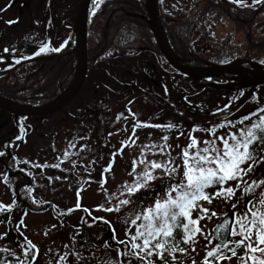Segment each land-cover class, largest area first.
Listing matches in <instances>:
<instances>
[{
  "label": "snow or ice",
  "instance_id": "6c2138e0",
  "mask_svg": "<svg viewBox=\"0 0 264 264\" xmlns=\"http://www.w3.org/2000/svg\"><path fill=\"white\" fill-rule=\"evenodd\" d=\"M237 5H242V0H230ZM261 0H251L249 7L259 5ZM94 10L100 7L98 0H93ZM7 23H15L8 21ZM67 41L62 42L59 47H49L47 44L39 47L37 52L32 55H40L47 52H60L65 47ZM16 48L5 47L4 53H17ZM23 52H19L13 56V63L19 64L21 59H29ZM4 56L0 55V63L4 62ZM11 66V65H10ZM255 100V95L253 96ZM131 101H129V104ZM231 103V98H230ZM229 105L225 104L223 108H217L216 112H227L231 115ZM129 114L131 109H128ZM216 113L214 112L213 115ZM120 117L118 116L117 119ZM127 119V117H125ZM251 119V124L245 125L244 122ZM236 125H243L236 131L231 129ZM140 126L137 122L132 127V135L127 141H121V147L110 154L107 166L101 173L99 184L101 188L106 183L104 174L109 172L114 164V159L120 155L126 143L131 146L136 143L135 133ZM151 126L157 129L164 128L169 131L177 130L178 137L182 133L178 131L181 127L175 123L153 124ZM228 128L226 134L216 135L218 130ZM23 132V129H21ZM120 130L118 129L117 132ZM197 131L204 132L208 137L202 141L198 140L192 133ZM112 133H109L111 136ZM169 135L161 137L162 144H145L140 148L139 157L132 160V167L127 172L131 177L130 181H124L116 191L108 193L104 190L106 204L96 206V210L111 212L117 214V219L126 224L125 240H116L115 231L113 230L110 240H105V258L96 256H82L81 252L75 247V236L79 234V229L73 234V247L69 249L68 245H63L66 250L62 253L54 254L46 264H85V260H95L97 264H125L127 258L128 264H155L153 256L160 260L162 264H169V258L172 264H176V253L183 255L187 252L185 246L191 245V250L195 251V237L199 233L204 235L200 221L205 219L209 213V209L202 207L200 201L211 203L215 197H223L225 200L232 199L236 192L240 195L235 198L232 203L233 212L232 222L229 224L224 219L215 230V239L217 242L208 249V245H212V239L205 236L208 243L205 245V256L202 258L201 264H219L221 260L237 257L238 264H264V178L254 179L251 174L255 170V166L264 161V155L258 156L257 149L264 145V107L258 106L253 112L248 113L236 120H229L225 116L224 119L217 123H213L208 128H202L193 125L189 134V143L181 149V152L173 157L169 151L170 145L166 142ZM21 139L20 136L16 137ZM11 147V144L8 145ZM74 145L70 144V147ZM179 146V145H178ZM264 151V149H261ZM151 152L153 156L157 153L163 157L162 160L149 159L147 153ZM5 155L0 151V156ZM65 159L70 156V152L65 150L63 153ZM16 161L15 156L12 157ZM177 159L181 162L177 163ZM75 165V161H71ZM30 164L31 167H39L42 170L45 167L59 168L60 160L51 165H40L30 161H23ZM246 165V166H245ZM67 171V169H63ZM159 170V171H158ZM25 171V169H20ZM28 175H32L30 172ZM249 177V179H245ZM5 180H8L5 174ZM57 180L61 177H56ZM67 179V177H63ZM52 178L49 177L51 183ZM159 180L163 191L156 190L155 181ZM230 181L235 182V187L229 184ZM227 185V186H226ZM209 188H215L214 192H209ZM31 194L32 189L28 188ZM144 191L149 193L150 203L144 204V198H137V193ZM77 203L75 208H81L79 203L81 189H77ZM154 194V198H153ZM114 201V203H113ZM16 200L5 205L0 203V212H6L11 215ZM33 203L43 205L45 201H33ZM243 205V211L240 210ZM56 209V205L51 206ZM198 209V214L193 218V211ZM73 208H68L57 213V219L63 215L71 214ZM86 215H90V210L86 207L82 208ZM124 211L125 214L120 216ZM27 213L25 212V215ZM215 212H211V216H216ZM103 220L105 224L111 227L109 221L103 217H93L92 221L87 224L91 227L96 220ZM85 221L81 217V224ZM26 227L23 224V217L18 221L16 231L20 233V227ZM53 228L55 225L52 226ZM134 229V231H131ZM225 229H230L225 233ZM47 233H45L46 235ZM230 235L233 239H225V235ZM7 232L0 234V239H4ZM239 239H235V237ZM111 241H114L117 248V258H107V251L111 249ZM120 246H123L121 248ZM19 255L17 252L8 248H0V253L5 256L13 257V260H7L0 256V264H35L39 255V248L31 240L26 237L22 242H17ZM49 252H53L50 248ZM166 256L168 258H166ZM72 257V259H69ZM182 264V262H181ZM192 264H196L195 260Z\"/></svg>",
  "mask_w": 264,
  "mask_h": 264
},
{
  "label": "rangeland",
  "instance_id": "374dc122",
  "mask_svg": "<svg viewBox=\"0 0 264 264\" xmlns=\"http://www.w3.org/2000/svg\"><path fill=\"white\" fill-rule=\"evenodd\" d=\"M58 2L57 6L62 5L64 2L63 0H55ZM76 0H74L75 2ZM38 4L41 7L40 9H36L35 13L32 11L27 12V14H24L21 16V18L18 19L15 24H12L14 29H24V32L32 33L35 30H39L43 35H46V40L49 37L48 34V27L50 29L54 28V26H60L62 25L64 21L65 14L64 13L62 16H59L56 8H53V10H46V5L48 4L47 0H38ZM10 5V0L7 2ZM2 0H0V7L2 6ZM28 3L24 6L23 9L27 8ZM48 6V5H47ZM164 8L169 10V6L166 4V1H164ZM17 10V5L13 6L8 14H13ZM199 10V9H198ZM23 12V10H22ZM72 12V10H71ZM196 12V11H195ZM193 12L191 14L192 16L188 20V23L186 24L183 29H181L178 33V36L182 40H189L190 38H196L198 40V43L201 46H204L205 48H212V47H220L223 48V51L220 55L219 58H222L225 61H228L231 56L237 55L238 51L240 49V53L242 54L245 48L242 43V39H244L243 36H241L238 32L233 31L232 23L230 17H225L223 14H221L219 11L214 10L211 8V11L208 12V14H204L203 16H197V14ZM73 13V12H72ZM71 13V15H72ZM262 20L259 21L256 25V29H254L253 35L255 36H261L264 35V16H262ZM192 27V28H191ZM241 30V29H240ZM128 31L123 39L122 42H124L126 45L133 46L137 44L138 42L141 41L140 38V33L137 31V28L129 27ZM7 32L12 33L11 30L7 29ZM18 32V31H16ZM137 32L138 34H136ZM194 32V33H193ZM196 33H199V35H196ZM230 40V42H228ZM26 42L25 36H22L21 38L16 39L15 41H12L11 44L7 45L9 48H16V45H23ZM64 42L60 41L59 38H56L54 41H52L48 46L49 47H59V45ZM46 44V43H45ZM241 44V46H240ZM124 47V46H123ZM252 50V49H251ZM145 55V57L142 59L143 63L148 64L149 66L153 64L154 62L152 61V56L142 53ZM29 56V55H28ZM131 57V55H130ZM114 68H116L114 65H112ZM143 70L147 73V69ZM144 71H142L143 74H146ZM132 94L127 93V95L122 96L121 100L118 101V106H122L123 109L126 110L127 117L130 116L128 109H131V113H133L132 108L133 104L138 105L140 102H142V98L140 96L137 97L136 93L137 90H132ZM82 98V97H81ZM79 99L77 105L74 104V111L76 110L75 106L79 107L80 102H82V99ZM132 99H135V101L132 102ZM145 99V97H143ZM129 101L131 103L129 104ZM129 104V105H126ZM79 105V106H78ZM120 109V107H119ZM124 112V111H123ZM70 114L69 110L65 113H58V115H52L48 119H37L33 120L34 122V143L30 146L27 145L25 149L26 153V161L34 162L36 164L40 165H51L53 163H57V158L60 160V167L59 168H52V167H45L43 170L39 168L38 171L43 172L45 174H63L64 177H67V179H63L60 183H55L54 179L52 178L51 183L48 180L47 184H40V190L42 189H47L51 188L53 189L56 193L52 196L48 191H45V195L51 197L49 200L50 204L47 206H52L56 205V209H53L54 214L57 215V213L62 212L63 210H66L68 208H73L74 211L71 214L63 215L60 219L51 217L46 209L44 211H25L22 210L20 213V218L23 217V224L26 225V227L21 226L20 227V235L16 230V227L18 226V221L14 223L13 229L8 233V240L0 239V248H8L12 251L17 252V255H19V249L17 247V242H22L24 238L26 237L28 240H31L35 245L38 246L39 248V255L37 258V261L35 264H46V262L49 259L53 258L54 254L62 253L66 251L63 248V245L67 244L69 249L72 248L73 243V234L77 231V228L79 229V234L75 236V243L79 242V247L81 250L83 248H86V246H92L93 245V240L91 239V236L95 233V236L102 238L105 236L109 235L107 234L108 230V224H105L103 220H96L95 223L92 224L91 227H88L87 224L92 221L93 217H103L105 220H109L111 224V231H110V238L112 236L113 230L115 231V238L116 240H125L127 237L125 236L126 229L128 226L124 223H122L120 220L117 219V214L116 213H111V212H105L102 210H96V206L100 204H106L105 201V194L104 190L106 189L108 193L114 192L117 190V188L124 182V181H130L131 177L127 175V170L128 168L132 167V160L135 158L139 157L140 153V148L145 145V144H162L165 143L162 141L161 137L163 135H169L163 132V135H160L158 131L154 130V132L149 133L148 136L145 137L143 141H146L144 144L141 142L139 143L138 141L136 142L137 149L124 153V155L116 156L115 159L117 161L116 167L113 170V174L108 178L107 181V186L104 185L103 188H101L99 184V180L96 177L95 178V183L92 185H89L88 183L85 182V175L82 181L81 187V194H80V205L82 208L86 207L90 210V215L89 217L85 216V213L82 211L81 208H75L76 204V198H77V189L80 188L79 182L77 183L78 185L75 184L77 181V175L73 173V170L76 169L77 171H88V173L91 170V165L93 163V159L91 161L87 159H82V163H75V167H73V164L69 162L66 166L67 171L66 173H63V168L65 166V163L63 162L62 159H65L63 156V153L65 150H68L70 152L71 157V151L78 150L75 149V144L78 142L80 144L81 140L86 137V135L89 137V139H92L94 137L93 131L85 132V129L87 128L86 125L82 127V121L79 119V115L76 116V119L74 122H71L68 120L64 114L67 115ZM128 119V118H127ZM126 119V120H127ZM121 122L119 123V127L121 131L116 132V148H118L119 142L127 141L129 135L128 128H125L126 125L125 123L127 122L124 118L120 119ZM251 124V119L246 121L247 124ZM241 126H236L237 127H242ZM162 128L158 129L161 130ZM164 129V128H163ZM234 129V128H233ZM231 129V130H233ZM125 130V131H123ZM228 130L224 131L227 133ZM148 133V132H147ZM146 133V134H147ZM101 132L99 131L98 135H100ZM221 135V133H220ZM170 137V135H169ZM198 140L201 139V135L195 136ZM70 141L68 142V140ZM63 141L68 142L66 146L74 145L73 147H67L65 149H62L61 147L64 146ZM168 145H170L169 151L171 152V155L173 157H176L180 152L183 147H185L187 144L182 141H177L176 138L170 137L169 140L166 142ZM111 144V140L106 139L102 143V155H106L105 159L110 158V154L113 153V150H107L108 145ZM81 145V144H80ZM93 145V143H92ZM135 145V144H134ZM179 145V146H178ZM264 145H261L257 151L258 153L260 152V149ZM82 148V147H81ZM87 155H97V159L100 158V154L92 152L94 149H89L86 148ZM92 152V153H91ZM115 152V151H114ZM83 154L81 153L80 156ZM99 156V157H98ZM259 156V154H258ZM147 158L149 159H156V160H162L165 157L159 155L158 153L153 156L151 152L147 153ZM95 159L94 162H96V166L98 165V160ZM81 160V159H80ZM101 161V158H100ZM177 163H180L181 161L177 159ZM108 164V163H107ZM107 166V165H106ZM246 166V165H245ZM256 167V166H255ZM159 171V170H158ZM98 174V173H97ZM96 174V175H97ZM80 175V174H79ZM95 175V176H96ZM252 178V177H251ZM98 180V181H97ZM156 184V190L158 191H163V188L160 185V181L157 180L155 181ZM230 185L235 187V182L230 181ZM39 185V183H38ZM227 186V185H226ZM72 190L74 198H70V192ZM216 189L215 188H209L208 191L214 192ZM0 191H2V187L0 186ZM240 194L239 191L236 192L235 195ZM1 195V194H0ZM39 192H35L33 190L31 194L27 193L25 194L22 199L26 201H42L43 198L41 196L40 192V197L38 196ZM137 198H144V204L148 205L151 201L149 199V193L141 191L136 194ZM2 198H0V202L3 204H7L10 201L7 197V195L2 194ZM154 198V194H153ZM234 198V197H233ZM225 200L222 196L221 197H215L211 201L210 204H208L205 201H200L199 203L201 204L202 207L205 208H210L215 212L217 215L216 216H211V213H208L205 219L201 220L200 226L203 228L204 235L197 234L195 239L196 243L194 245L195 251L193 252L191 250V245L185 246L188 250L186 253L181 255L180 253H176L177 257V262L176 264H192V261L195 260L196 263L200 261L206 254V250L210 249L212 246H214V242L212 245H208V249L205 248V245H207L208 241L205 239V236H208L207 230L213 226L217 221L216 219L220 216H222V213L224 211H227L228 208L232 205V203L227 202L226 204L221 203V201ZM114 203V201H113ZM241 207V205L239 206ZM25 212L27 213L25 215ZM46 212V213H42ZM125 214L124 211L120 213V216H123ZM198 214V209L193 211V218ZM81 217L85 218V221L83 224H81ZM219 217V218H220ZM218 218V219H219ZM103 224L105 228H101V232H98L97 229H99V225ZM55 225L53 228L52 226ZM131 231H134V229H131ZM7 232V228L3 223H0V234H3ZM45 233H47L45 235ZM90 236V237H89ZM103 239V240H104ZM211 239V237H210ZM233 239V238H231ZM235 239H239V237H235ZM105 242V241H104ZM104 242L102 246L104 245ZM115 243L114 241H111V244ZM76 247V245H75ZM104 247V246H103ZM52 249L53 252H49V249ZM114 250L116 248L112 246ZM77 249V248H76ZM81 252V251H80ZM0 256H3L7 260H13V257L11 256H5L3 253H0ZM112 255L110 254L108 258H111ZM69 259H72V257H69ZM157 262V261H155ZM158 263V262H157ZM201 264V263H200ZM219 264H238L237 257H232L231 259H225L221 260Z\"/></svg>",
  "mask_w": 264,
  "mask_h": 264
},
{
  "label": "water",
  "instance_id": "95a60500",
  "mask_svg": "<svg viewBox=\"0 0 264 264\" xmlns=\"http://www.w3.org/2000/svg\"><path fill=\"white\" fill-rule=\"evenodd\" d=\"M88 0H80V3L77 8V14L74 21V29L73 32L75 33V55H76V72L74 74L73 80L68 85L65 92L61 93L57 96V99L54 101L47 103V105L36 107V108H22L13 104L9 100L1 99L0 98V109L9 111L14 114H21V115H37V114H47L50 112L57 111L58 108L63 106L68 102L71 97L78 92L80 85L84 80V75L87 69L86 65V44H85V18H86V8L88 5ZM148 19L150 22V30H152L155 40L157 41L159 50L161 51L162 55L165 59L170 63V65L177 69L178 71L182 72L183 74H187L192 79H201L207 77H217L222 72L232 71L236 73V75L242 76L243 73L247 70H254L257 72V77L253 80L245 81L241 84V86H250L255 84H261L264 82V77L259 74L264 73V68L258 67L254 64H249L248 66L244 64H232L225 67L219 66H210L206 67V69L202 68H192L183 64L173 51L170 50L168 40H166L165 29H163L160 19L158 18V8H157V0H148ZM244 67L248 69H244ZM259 73V74H258ZM216 236V232L214 234ZM225 238V237H224Z\"/></svg>",
  "mask_w": 264,
  "mask_h": 264
}]
</instances>
